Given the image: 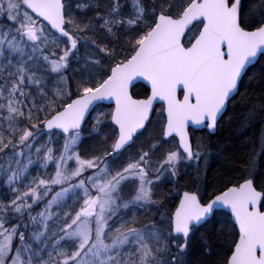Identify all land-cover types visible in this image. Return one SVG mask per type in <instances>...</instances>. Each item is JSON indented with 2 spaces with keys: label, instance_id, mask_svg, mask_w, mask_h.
<instances>
[{
  "label": "snow or ice",
  "instance_id": "1",
  "mask_svg": "<svg viewBox=\"0 0 264 264\" xmlns=\"http://www.w3.org/2000/svg\"><path fill=\"white\" fill-rule=\"evenodd\" d=\"M262 157L264 0H0V264H264Z\"/></svg>",
  "mask_w": 264,
  "mask_h": 264
},
{
  "label": "trees",
  "instance_id": "2",
  "mask_svg": "<svg viewBox=\"0 0 264 264\" xmlns=\"http://www.w3.org/2000/svg\"><path fill=\"white\" fill-rule=\"evenodd\" d=\"M195 31V29H193ZM83 51V49H81ZM256 83L252 82V87L248 89L249 92H252L255 89ZM146 87L143 84H136L135 87L132 89L133 92L138 93L141 97L145 94ZM243 92L244 89H241ZM107 107V106H102ZM103 108V109H105ZM161 106L157 107L154 111V116L156 113L160 112ZM246 111V109L242 108L240 104H237L235 107L233 105H229L228 112L224 115L223 119L221 120L217 130L214 133H207L206 131H201L195 138L194 142L197 139L202 138L205 143L211 142L212 144L220 143L225 145H230L232 143V136L233 130L237 125V122L241 119L242 112ZM231 117V120H230ZM257 134L259 131V124L256 125ZM249 135L252 134L251 129L249 130ZM231 149H229L230 151ZM227 155V152L225 153ZM261 165L264 166V157L261 158L260 161ZM206 180L204 183L199 185V192L202 196L207 197L210 193L217 190L223 189V183L227 176L229 175L228 171V162L212 159L209 161V167L205 173ZM195 176V172L192 166L186 168V171L182 173L181 179L179 181L180 187L178 192L173 191V187L171 189V184L167 183L163 188L164 195H169V200L171 204H175L178 201V195L182 190H197L196 185L192 177ZM222 219L223 217H219ZM215 243L219 244L220 241L216 240Z\"/></svg>",
  "mask_w": 264,
  "mask_h": 264
},
{
  "label": "rangeland",
  "instance_id": "3",
  "mask_svg": "<svg viewBox=\"0 0 264 264\" xmlns=\"http://www.w3.org/2000/svg\"><path fill=\"white\" fill-rule=\"evenodd\" d=\"M102 106H100L99 108H98V110L99 111H108L109 110V107L107 106L106 108L105 107H103V108H105V109H103V108H101ZM156 114H158V112L156 113ZM186 171V170H185ZM184 171V172H185ZM33 174H35V169H33ZM167 183H162L157 189H156V192H157V197H155V198H159V196L161 195V194H164L163 193V188H164V186L166 185ZM171 184V183H170ZM172 184H171V189H172ZM38 210V209H37Z\"/></svg>",
  "mask_w": 264,
  "mask_h": 264
},
{
  "label": "water",
  "instance_id": "4",
  "mask_svg": "<svg viewBox=\"0 0 264 264\" xmlns=\"http://www.w3.org/2000/svg\"><path fill=\"white\" fill-rule=\"evenodd\" d=\"M138 83H140V84H143L146 88H147V85H146V82L145 81H143V80H138V81H136L135 82V85L136 84H138ZM100 104H102V105H107V106H109L110 105V102H108V101H103V102H99ZM162 105V102H159V101H157V102H155L154 103V110H155V108L158 106V105ZM154 114V113H153ZM191 128V127H190ZM208 132L209 133H214V132H210L209 130H208ZM183 191H185V190H183ZM182 191V192H183ZM182 192L180 193V194H182ZM178 203V202H177ZM222 210V209H221Z\"/></svg>",
  "mask_w": 264,
  "mask_h": 264
},
{
  "label": "flooded vegetation",
  "instance_id": "5",
  "mask_svg": "<svg viewBox=\"0 0 264 264\" xmlns=\"http://www.w3.org/2000/svg\"><path fill=\"white\" fill-rule=\"evenodd\" d=\"M206 131L207 133H209L208 132V130L207 129H196L195 131H194V133H193V130H192V128H190L189 129V131H190V133H192V135H193V140H195V138L197 137V135L199 134V133H201V131ZM210 134V133H209ZM183 191V190H182ZM181 192V191H180ZM180 194V193H179ZM219 211H224V210H219Z\"/></svg>",
  "mask_w": 264,
  "mask_h": 264
},
{
  "label": "bare ground",
  "instance_id": "6",
  "mask_svg": "<svg viewBox=\"0 0 264 264\" xmlns=\"http://www.w3.org/2000/svg\"><path fill=\"white\" fill-rule=\"evenodd\" d=\"M193 143L195 144L194 140H193ZM223 190V189H222Z\"/></svg>",
  "mask_w": 264,
  "mask_h": 264
}]
</instances>
